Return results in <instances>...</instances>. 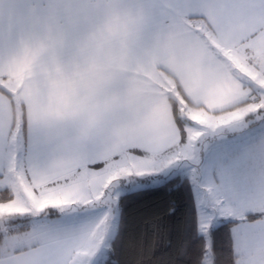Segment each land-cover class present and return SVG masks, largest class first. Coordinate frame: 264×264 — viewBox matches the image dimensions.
Segmentation results:
<instances>
[{
	"label": "snow or ice",
	"instance_id": "snow-or-ice-1",
	"mask_svg": "<svg viewBox=\"0 0 264 264\" xmlns=\"http://www.w3.org/2000/svg\"><path fill=\"white\" fill-rule=\"evenodd\" d=\"M116 10L135 23L125 39L137 47L109 78L64 77L38 55L95 28L109 11L100 0H35L27 39L0 33V264H118L122 182L181 163L195 171L203 137L264 121V0H119ZM189 65L202 75L184 79ZM58 85L64 105L43 107ZM165 87L179 99L162 113ZM207 191L196 264H224L214 225L228 227L227 264H264V170L248 182L222 174Z\"/></svg>",
	"mask_w": 264,
	"mask_h": 264
},
{
	"label": "trees",
	"instance_id": "trees-1",
	"mask_svg": "<svg viewBox=\"0 0 264 264\" xmlns=\"http://www.w3.org/2000/svg\"><path fill=\"white\" fill-rule=\"evenodd\" d=\"M168 100L175 99L168 96ZM119 202L122 226L113 241L118 264H196L204 236L196 230V203L188 177L176 174L159 184L129 190ZM227 232L224 225L210 230L224 264ZM182 249L185 255H180Z\"/></svg>",
	"mask_w": 264,
	"mask_h": 264
},
{
	"label": "crops",
	"instance_id": "crops-1",
	"mask_svg": "<svg viewBox=\"0 0 264 264\" xmlns=\"http://www.w3.org/2000/svg\"><path fill=\"white\" fill-rule=\"evenodd\" d=\"M34 3L35 0H0V33L6 34L9 30H12L16 34L17 39H27V28L31 23V8ZM95 29L96 27H84L77 31L59 35L51 42H46L43 52L38 53L41 61L45 66H49L48 68L56 71L65 67L68 62L73 59L86 57L85 67L81 71L102 70L105 78L111 77L122 69L126 57L134 53L137 45L132 40H126L125 36H121L110 41L105 40L104 43L100 44V47L97 48V43L103 40V36L97 33ZM88 37H90V39ZM201 75L199 70L194 66L189 65L183 69L184 79L195 80ZM164 90H166V88H164ZM164 90L159 94V104L162 113H166L170 105L168 96L164 94ZM39 103L43 107L46 106V108L49 106L52 108L63 106L65 99L62 86H57V92L54 98L49 100V98L45 96L41 98ZM23 138L25 145H27L30 142V131L27 125H25ZM255 155L256 154H253L252 156ZM216 157L217 159H214V161L217 162L213 163L209 169V174L212 175L221 172V165L218 163L220 158H218L219 156ZM255 160L258 161V170H264V153L257 159H255V157L250 159V161ZM246 175L250 174H241L240 171V173L235 175V180L237 182H243L241 176L244 177ZM250 178L253 177L251 176Z\"/></svg>",
	"mask_w": 264,
	"mask_h": 264
},
{
	"label": "rangeland",
	"instance_id": "rangeland-1",
	"mask_svg": "<svg viewBox=\"0 0 264 264\" xmlns=\"http://www.w3.org/2000/svg\"><path fill=\"white\" fill-rule=\"evenodd\" d=\"M165 88L167 92H171V96L175 100L179 99V94L175 92L174 88ZM166 90L164 91L166 92ZM200 145L201 163L195 171H193L192 164L181 163L151 177H138L134 181L122 182L117 195L120 198L123 193L129 190L156 185L169 176L180 174L188 177L191 182L197 210L198 204L208 198L207 188L211 185H219L222 174H229L234 179H236L235 175L240 173V171L241 174H250L244 177L241 176L243 182L252 181L258 177L262 171L258 170V161H250V159L253 157L257 159L264 153V121L249 118L245 124L234 125L215 136L208 135L203 137ZM253 154L256 155L252 156ZM216 156L220 158L218 163L221 165V172L212 175L209 174V169L213 163L217 162L214 161V159H217ZM251 176L253 178H250Z\"/></svg>",
	"mask_w": 264,
	"mask_h": 264
},
{
	"label": "clouds",
	"instance_id": "clouds-1",
	"mask_svg": "<svg viewBox=\"0 0 264 264\" xmlns=\"http://www.w3.org/2000/svg\"><path fill=\"white\" fill-rule=\"evenodd\" d=\"M100 2L103 7L109 11L101 18L95 29L97 33L103 36V40L97 43V48H99L100 44L104 43L105 40L110 41L116 37L126 36L135 30V23L132 20H124L122 18L124 14L116 10L119 0H100ZM88 38L90 39V37ZM85 63L86 57L73 59L62 68V75L64 77H69L73 73L81 71L85 67Z\"/></svg>",
	"mask_w": 264,
	"mask_h": 264
}]
</instances>
